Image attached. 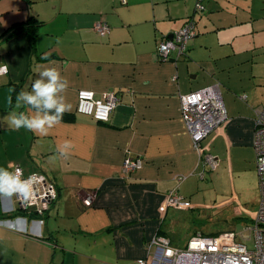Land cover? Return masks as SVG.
I'll return each instance as SVG.
<instances>
[{
	"label": "crops",
	"instance_id": "crops-1",
	"mask_svg": "<svg viewBox=\"0 0 264 264\" xmlns=\"http://www.w3.org/2000/svg\"><path fill=\"white\" fill-rule=\"evenodd\" d=\"M126 1L0 0V67L8 69L0 76V167L43 172L59 190L43 223L33 216V223L19 221L25 231L0 227V264L150 263L152 238L178 248L201 232L189 225L185 240L180 234L197 211L230 198L259 206L254 132L264 76L254 59L237 79L231 69L240 68L247 51L238 39H264V0H204L200 15L198 0ZM192 16L197 28L187 55L160 59V43ZM30 18L43 23L36 49L24 31L6 32ZM99 22L109 24L108 35H99ZM53 63L70 84L69 119L43 137L9 127L3 117L14 110L15 95L31 91L40 66ZM213 85L228 119L202 140L200 152L182 118L181 96ZM9 88L16 90L12 107ZM80 90L119 96L108 123L77 112ZM63 141L71 142L70 155L57 151ZM208 154L214 169L204 162ZM128 158L143 160L130 177L123 172ZM176 188L181 204L168 206ZM20 215L16 197H0V219Z\"/></svg>",
	"mask_w": 264,
	"mask_h": 264
},
{
	"label": "built area",
	"instance_id": "built-area-1",
	"mask_svg": "<svg viewBox=\"0 0 264 264\" xmlns=\"http://www.w3.org/2000/svg\"><path fill=\"white\" fill-rule=\"evenodd\" d=\"M198 0L197 9H204ZM96 30L102 37L110 33V27L103 22L97 23ZM196 34L194 20L189 19L180 31L173 35V39H168L160 43L157 54L163 60H178L186 56L187 46ZM174 57V58H172ZM8 74L6 71L1 75ZM119 96L114 92L103 94L101 98H96L95 92L80 90L78 93L77 112L81 115L90 116L100 123H108L111 115L117 107ZM182 118L188 126L189 133L193 140L194 147L201 152V142L212 131L225 123L228 119L227 110L223 96L218 85L208 86L198 91L190 92L181 96ZM254 147L256 152V166L259 177L261 199L258 212L253 225L248 227L249 239L253 242V247L238 240L235 233H222L217 236H206L198 233L190 238L185 248L173 247L168 239L160 236L152 238L147 243V250L154 255L150 263L147 259H141L138 264H264V110L257 113L255 119ZM205 164L215 168L216 159L208 154L204 157ZM143 165L140 158L126 159L123 168L127 177L135 174ZM20 175L27 179L34 177L30 198L16 197L19 210L23 212L16 220L0 219V227L15 231H25L17 225L21 222H32L33 216L43 223L41 218L57 203L59 190L57 184L43 172H35L25 175L23 169ZM182 197L178 189L172 190L167 196L168 206L177 207L181 204ZM87 206L92 203V197L84 201Z\"/></svg>",
	"mask_w": 264,
	"mask_h": 264
},
{
	"label": "clouds",
	"instance_id": "clouds-1",
	"mask_svg": "<svg viewBox=\"0 0 264 264\" xmlns=\"http://www.w3.org/2000/svg\"><path fill=\"white\" fill-rule=\"evenodd\" d=\"M6 67H0V72L6 71ZM69 87L68 79L54 63L41 65L31 91L21 90L15 95L14 110L5 115L3 120L15 130L27 129L41 137L50 135L62 123L64 114L72 110L67 99ZM15 92V88L8 89L6 103L9 107L13 106L12 94ZM71 148L70 141L59 142L57 145V151L63 156L70 155ZM33 181V176L23 178L19 169L0 167V197H23L27 200L32 192Z\"/></svg>",
	"mask_w": 264,
	"mask_h": 264
},
{
	"label": "rangeland",
	"instance_id": "rangeland-1",
	"mask_svg": "<svg viewBox=\"0 0 264 264\" xmlns=\"http://www.w3.org/2000/svg\"><path fill=\"white\" fill-rule=\"evenodd\" d=\"M171 40V39H170ZM193 40V39H192ZM191 40V41H192ZM241 44L245 45V56L243 60H239L238 63L242 62L239 69H231L233 73V78L237 79L240 75V69L245 67L253 66L252 60L256 61L255 70H260L264 76V39H238ZM245 40V41H244ZM190 41V42H191ZM245 42V43H244ZM191 47L189 43L188 48ZM235 52L238 54L236 59H239V47H236ZM217 54L222 55L223 50L217 51ZM232 61V62H233ZM244 67V68H243ZM264 94V91H263ZM264 102V99H263ZM223 124V123H222ZM257 204L249 203L248 206L245 203H239L237 199H227L221 204H215L206 211H197L195 214V220L191 223L190 221H185L184 229L180 231L183 234V240H185L188 233H186V228L191 225L193 231H201L204 234H209L211 236H217L222 233H235L238 235V240L248 245L249 248L253 247L252 240L243 239L241 236L246 238L249 236L248 227L253 225V222L257 215ZM197 232L195 233H201ZM178 248H185L184 245ZM154 251L152 252L151 259L153 258Z\"/></svg>",
	"mask_w": 264,
	"mask_h": 264
},
{
	"label": "trees",
	"instance_id": "trees-1",
	"mask_svg": "<svg viewBox=\"0 0 264 264\" xmlns=\"http://www.w3.org/2000/svg\"><path fill=\"white\" fill-rule=\"evenodd\" d=\"M122 4L123 5H126L127 4V1L126 0H122ZM201 4L203 5V6H205L204 5V0H202L201 1ZM204 9H205V7H204ZM203 9V10H204ZM203 10H201V9H197V11H196V14L197 15H200V14H202L203 12ZM193 19L194 20V23H195V28H197V22H196V17H194V16H192V17H189L187 20H186V22L189 20V19ZM185 22V23H186ZM100 23V22H99ZM102 23V22H101ZM104 24H106L108 27H110L109 26V24L108 23H106V22H103ZM42 25H43V23L42 22H40L39 20H37V19H35V18H30L28 21H26V22H22V23H19V24H17V25H15L12 29H10V31H6V32H9V33H7V34H10V33H12V32H14V30H17V31H24L25 32V34H27L28 36L30 35L31 36V45L33 46V49H36V41H37V38H38V36H39V31H40V28L42 27ZM95 28H96V26H95ZM111 29V28H110ZM5 32V33H6ZM5 33H3V34H5ZM163 42V41H162ZM189 46V45H188ZM188 46H187V51H188ZM187 51H186V55H187ZM159 56V55H158ZM159 58L160 59H162L160 56H159ZM44 61H46L47 59H43ZM163 60V59H162ZM170 60H172V59H170ZM164 61H169V60H164ZM198 91V90H197ZM192 92H194V91H192ZM78 93H79V91H78ZM63 118L64 119H69V116H67V115H64L63 116Z\"/></svg>",
	"mask_w": 264,
	"mask_h": 264
},
{
	"label": "water",
	"instance_id": "water-1",
	"mask_svg": "<svg viewBox=\"0 0 264 264\" xmlns=\"http://www.w3.org/2000/svg\"><path fill=\"white\" fill-rule=\"evenodd\" d=\"M170 39H173V35H171ZM50 211H51V210H50ZM50 211H49V212H50Z\"/></svg>",
	"mask_w": 264,
	"mask_h": 264
}]
</instances>
